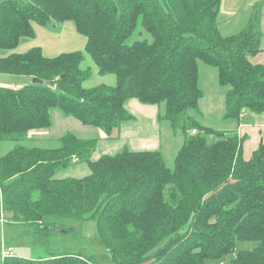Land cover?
I'll use <instances>...</instances> for the list:
<instances>
[{
  "label": "trees",
  "instance_id": "obj_1",
  "mask_svg": "<svg viewBox=\"0 0 264 264\" xmlns=\"http://www.w3.org/2000/svg\"><path fill=\"white\" fill-rule=\"evenodd\" d=\"M219 10L220 0H0V73L30 80L0 84V140L47 130L52 108L111 137L132 120L130 100L163 104L158 120L184 135L172 168L160 150L124 149L90 160L96 139L71 133L54 148L15 145L0 154L6 223L47 234L59 221L94 220L109 264H205L229 254L236 240L257 244L229 264H264V143L245 159L236 129L216 130L196 118L199 62L214 67L226 87L223 117L234 127L246 110L264 113V64L249 60L261 51L258 17L224 36ZM68 21L98 71L115 76L114 86H82L88 70L79 67V49L55 56L38 46L16 51L34 36V24ZM138 24L150 39L127 44ZM73 161H85L90 173L54 177ZM0 257V264H96L78 252Z\"/></svg>",
  "mask_w": 264,
  "mask_h": 264
},
{
  "label": "rangeland",
  "instance_id": "obj_2",
  "mask_svg": "<svg viewBox=\"0 0 264 264\" xmlns=\"http://www.w3.org/2000/svg\"><path fill=\"white\" fill-rule=\"evenodd\" d=\"M244 2L245 0H220V14L231 13L234 15V18H230V21L226 20L223 24H220L221 28L230 24L228 28L232 29L233 34L240 32L246 26V24H242V19L248 11L252 12V15H255L258 19L260 18L262 2L256 3L253 10L250 6L247 10L243 5ZM239 21H241V24H238ZM235 22L236 25L232 27ZM53 24L47 26L34 24V36L31 38L25 37L22 39L24 41L21 40V42L28 45L27 48L23 49L27 50L30 47L38 46L41 47L46 56H55L63 51L79 49L83 51V59L79 67L82 70H88V76L82 81V86L93 87L102 83L114 86L115 76L111 73H100L92 58L84 51L85 38L76 32L73 22L68 21L59 24L54 22ZM71 26H73L74 31ZM236 26L237 28H234ZM144 38L150 39V36L138 24L132 35L126 39V43L130 44L136 39ZM198 67L203 97L199 101L202 116H196V118L201 124L213 129H229L233 123L223 117L226 87L218 85L214 67L202 62L198 63ZM1 82L2 85L21 87L30 83V80L29 77L24 75L0 73ZM134 101L138 108L134 110L136 112H133L129 107L130 112L133 114L132 120L123 122L121 130L111 137L100 136L97 127L82 124L76 118L66 116L59 109L52 108L50 109L52 123L45 132L39 135L28 133L21 138L0 140V154L7 153L15 145L58 147L60 137L71 133L84 139H96V146L90 154V160H96L105 154L113 155L124 149L129 151L160 150L166 165L172 168L175 153L184 138L183 133L180 130L172 131L166 121H158L152 118V113H155L153 111L158 109L159 114L163 111V104L154 105ZM139 111H143V114H140ZM214 139V137H209L210 142ZM89 173L90 169L85 161H73L68 167L58 169L54 177H75L78 179V177H83ZM1 210L0 207V214L2 213ZM58 226L61 227L60 230ZM96 233L94 220L59 221L55 225H50L47 234H44L32 224H8L0 215V256L3 248L10 247L15 255L22 257L36 258L47 257L55 252H78L86 256H94L96 264H109L110 255L99 242ZM256 244L257 242L252 240H236L234 248L229 254L220 260L206 259L205 264H229L230 260L240 250L252 249Z\"/></svg>",
  "mask_w": 264,
  "mask_h": 264
},
{
  "label": "crops",
  "instance_id": "obj_3",
  "mask_svg": "<svg viewBox=\"0 0 264 264\" xmlns=\"http://www.w3.org/2000/svg\"><path fill=\"white\" fill-rule=\"evenodd\" d=\"M259 2H262L261 8H260L261 16L258 19L259 29L261 32V38H260L261 51H259L255 55H252L249 57L250 62L253 64H264V0H245V2L243 4L247 10L249 9V6L253 10L254 5L256 3H259ZM249 12L250 11H248L243 16L242 24H247L248 20L250 19V16L253 14L252 12H250V13ZM230 18H234V15L231 13H228L226 15L225 14L221 15L219 12V14L217 16L216 20L218 22V28H219L220 34H222L224 36L233 34L232 29L228 28L230 26V24L223 26V28H221V26H220V24H223L226 20L230 21ZM238 24H241V21H239ZM234 25H236V22L232 25V27ZM71 27H72L71 29L74 31L73 26H71ZM234 28H237V26ZM73 37L75 38V36H73ZM22 41H24V40H22ZM27 47H28V45L25 44V42H21L17 51L21 52V51L25 50L23 48H27ZM72 50H74V49H72ZM63 52H65V51H63ZM6 54H7L6 51L2 52V55H6ZM0 84L2 85V82ZM130 101H129L130 103L129 102L127 103L128 109L130 107L133 112H136L134 110H137L138 105L135 104L136 102L134 100H130ZM157 110L153 111L155 113H152V118L156 119V120H158L157 116L160 115ZM139 112H140V114H143V111H139ZM158 121H160V120H158ZM121 127H123V125L122 126L120 125V128L118 131L121 130ZM232 128L236 129L238 136L240 138H242V155L245 159H248L251 157L253 151L257 148V146L260 142L264 143V113H253V112L246 110L241 115V117L239 119V123L237 125H235V127H234V124H232V126L229 129H232ZM43 132H45V130H43L41 132L33 131L30 133H31V135H39ZM97 132L100 136H105V133L102 130L99 129V130H97Z\"/></svg>",
  "mask_w": 264,
  "mask_h": 264
},
{
  "label": "built area",
  "instance_id": "obj_4",
  "mask_svg": "<svg viewBox=\"0 0 264 264\" xmlns=\"http://www.w3.org/2000/svg\"><path fill=\"white\" fill-rule=\"evenodd\" d=\"M12 248L10 247H6V248H3L2 250V257H5V256H8V255H11L12 254Z\"/></svg>",
  "mask_w": 264,
  "mask_h": 264
},
{
  "label": "water",
  "instance_id": "obj_5",
  "mask_svg": "<svg viewBox=\"0 0 264 264\" xmlns=\"http://www.w3.org/2000/svg\"><path fill=\"white\" fill-rule=\"evenodd\" d=\"M31 82L38 83V84H42L43 83V81L41 79H38V78H32Z\"/></svg>",
  "mask_w": 264,
  "mask_h": 264
},
{
  "label": "bare ground",
  "instance_id": "obj_6",
  "mask_svg": "<svg viewBox=\"0 0 264 264\" xmlns=\"http://www.w3.org/2000/svg\"><path fill=\"white\" fill-rule=\"evenodd\" d=\"M195 132V131H194Z\"/></svg>",
  "mask_w": 264,
  "mask_h": 264
}]
</instances>
